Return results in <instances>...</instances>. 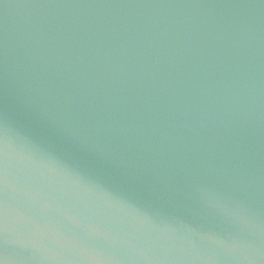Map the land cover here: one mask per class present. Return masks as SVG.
<instances>
[{"label":"water","instance_id":"water-1","mask_svg":"<svg viewBox=\"0 0 264 264\" xmlns=\"http://www.w3.org/2000/svg\"><path fill=\"white\" fill-rule=\"evenodd\" d=\"M0 264H264V0H0Z\"/></svg>","mask_w":264,"mask_h":264}]
</instances>
